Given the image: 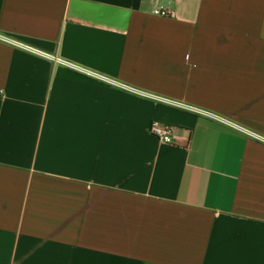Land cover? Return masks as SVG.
I'll use <instances>...</instances> for the list:
<instances>
[{
	"label": "crops",
	"instance_id": "obj_1",
	"mask_svg": "<svg viewBox=\"0 0 264 264\" xmlns=\"http://www.w3.org/2000/svg\"><path fill=\"white\" fill-rule=\"evenodd\" d=\"M0 92V264H264V0H0Z\"/></svg>",
	"mask_w": 264,
	"mask_h": 264
},
{
	"label": "water",
	"instance_id": "obj_2",
	"mask_svg": "<svg viewBox=\"0 0 264 264\" xmlns=\"http://www.w3.org/2000/svg\"><path fill=\"white\" fill-rule=\"evenodd\" d=\"M72 10L77 17L119 29H127L131 16L129 10L79 1L72 3Z\"/></svg>",
	"mask_w": 264,
	"mask_h": 264
},
{
	"label": "built area",
	"instance_id": "obj_3",
	"mask_svg": "<svg viewBox=\"0 0 264 264\" xmlns=\"http://www.w3.org/2000/svg\"><path fill=\"white\" fill-rule=\"evenodd\" d=\"M154 14L161 17L170 16V13L167 10L162 9H156ZM0 94H2V92H0ZM150 132L153 136L165 144H172L175 138V127L161 121L152 122Z\"/></svg>",
	"mask_w": 264,
	"mask_h": 264
}]
</instances>
